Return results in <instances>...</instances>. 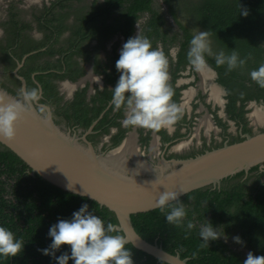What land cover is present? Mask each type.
<instances>
[{
    "label": "trees",
    "instance_id": "trees-1",
    "mask_svg": "<svg viewBox=\"0 0 264 264\" xmlns=\"http://www.w3.org/2000/svg\"><path fill=\"white\" fill-rule=\"evenodd\" d=\"M62 1L58 0L53 3L44 14H50L56 5L62 6ZM164 3L168 6L176 25L183 32L181 38H178L176 33L168 37L167 31L170 30L162 29L165 21L159 14V6L155 5V0H105L104 5L91 8L90 14L83 18V25L78 33H81L84 28L90 29L91 31H87L86 35L89 37L94 34L95 38H102L103 45L105 40L111 36L122 34L126 43L129 38H132L136 20L147 12L149 16L144 19L140 34L151 41L153 48H156L157 43H161L163 52L171 60L169 46L178 43L175 70L172 73L176 77L183 67L190 65L187 52L193 34L191 29L180 20V17L188 16L192 26L201 31H212L211 47L214 53L223 50L225 54H230L232 50H237L241 58L248 57L243 68H237L231 72L227 71L226 65L217 66L214 57L206 56V60L216 74L214 83L222 89V97L225 100L224 110L227 116L241 125L242 131L249 133L250 128H247L248 122L245 118L248 109H245V106L252 103L257 109L264 110V88H261L250 77L252 70L264 64V0H164ZM240 6L247 10V16L241 15ZM104 14L108 17L113 14L110 25H105L108 17L104 18ZM64 28L66 26L60 27V29ZM83 34L87 37L85 33ZM111 58L118 60L119 55L113 53ZM190 72L194 79L198 78L193 67ZM193 84L194 81L190 83V85ZM0 87L10 92L1 81ZM173 91V101L179 105L180 93L177 89ZM198 97L201 100L204 98L200 93ZM81 102L84 103V99ZM103 107L101 105L97 110L94 109L92 115L88 117L78 118L82 121L83 128L90 124ZM108 115L106 114L103 119H108L107 121L111 124L119 126V122L115 123L116 118ZM120 116L121 114L116 115L117 118ZM216 121L226 130L224 122L217 118ZM59 123L55 121V124ZM130 128L131 126L124 129L118 127L108 147L110 149L116 147ZM260 131H264V128L256 132ZM227 135L228 143L241 140L237 135ZM148 138V136H141L140 140L146 143ZM222 143L223 141L212 148L204 147L201 151L191 154L190 157L201 154L205 150L220 147ZM261 166L262 164L259 163L250 167L245 180H242V177L246 172L240 171L223 178L221 186L216 189L204 187L180 197V201L185 206L189 198L191 205L194 206L192 210L187 208L188 220L191 219L192 213L196 212L198 217L199 215L204 217L208 213L210 217L208 222L212 226L224 217H228L229 221L240 222L246 226L250 220L256 226H263L264 179L261 182L260 179L264 178V169L260 170ZM26 169L30 170L21 159L0 143V226L11 230L15 237L22 239L25 244L20 255L13 258L0 257V264H44L46 258H49V264H57L55 258L44 255L41 251L48 249L52 243L49 229L60 219L70 220L72 214L84 204H87L89 211L101 218L105 225L117 224L115 215L109 210L85 197L65 192L37 174L31 176L25 172ZM131 222L134 230L144 240L160 245L170 254L178 253L181 258H190L188 264H243L234 254H225L223 250H219L212 241H209L208 247H201L202 240L199 237L200 227L198 225L192 230H187L185 222L184 227L169 224L165 213L159 208L131 215ZM249 230L250 228L244 231L247 237L250 236ZM117 232L122 234L120 231ZM126 247L132 253L133 264H167L157 261L131 244H127ZM58 252L59 256L64 253L71 254L68 246H62Z\"/></svg>",
    "mask_w": 264,
    "mask_h": 264
},
{
    "label": "flooded vegetation",
    "instance_id": "flooded-vegetation-1",
    "mask_svg": "<svg viewBox=\"0 0 264 264\" xmlns=\"http://www.w3.org/2000/svg\"><path fill=\"white\" fill-rule=\"evenodd\" d=\"M57 1L0 0V81L14 98H17L21 88L38 87L41 90V103L49 109L54 124L55 121L60 122L55 125L61 131L74 136L80 143H83L84 136L97 152L107 151L110 149L108 146L111 144V137L118 131V127H127L123 124V110L117 111L109 103L113 95L111 89L115 88L120 77L116 69L117 60H113L111 56L113 53L120 54L125 40L122 34H115L106 39L103 45L102 38H95L94 34L89 37L86 35L90 29L82 28L83 31L78 33L83 25V18L90 14L91 8L104 5L105 0H63L62 6H54L50 14L45 15V10ZM155 5L159 6V14L165 21L162 29L170 30L167 31L168 37L176 33L181 38L183 32L173 20L164 0H155ZM106 16L104 14V18ZM148 16L144 12L136 20L132 37L141 33L144 19ZM112 20L113 14L106 19L105 25H110ZM96 24L100 25L99 22ZM63 26L66 28L60 29ZM157 45L163 49L161 43H157L156 47ZM177 49L178 43L172 44L168 49L172 58L169 60V83L173 90L177 89L180 93L179 105L183 109L181 119L174 126L160 130L131 126L124 135L125 137L128 132L135 131L141 159L151 165H158L162 159L171 161L189 158L204 147L212 148L221 141H228L227 134L242 138L244 134H252L264 128V124H259L257 114H249L257 110L252 103L245 106L248 109L245 118L247 128H250L249 133L242 131L241 125L227 116L222 89L214 83L216 74L209 64L208 69L203 72L193 68L197 79L191 74L190 65L183 67L174 77L172 73L175 70ZM192 81L194 84L190 85ZM199 93L204 96L203 100L198 97ZM83 99L84 103L81 102ZM101 105L104 106L103 109L83 128V123L78 118L92 115L93 110ZM198 107L199 111H196ZM200 111L206 113V118L202 123H197L196 116ZM106 114L115 117V123L119 122V126L111 124L108 119L104 120ZM119 114L121 116L117 118L116 115ZM216 118L226 124V130L219 126ZM87 130L90 133L86 134ZM154 134L156 140L153 139ZM141 136L149 137L146 143L141 142ZM105 145L106 149L103 150ZM263 169L264 166L260 168ZM25 172L30 174V170L26 169ZM247 173L242 180L246 179ZM221 181L222 179L214 188L209 186L210 189L220 187ZM186 207L189 210L194 208L190 198L187 199ZM197 214L193 212L189 219L195 225L200 227L209 221L208 213L204 217H198ZM228 219L224 217L213 226L215 229L222 228L223 236L212 243L225 254H234L240 259V263L246 260L248 252L264 256V225L256 226L250 220L246 226ZM189 220L187 218L185 224ZM249 228L250 236L247 237L244 231ZM234 237H240L243 243H236ZM59 254L58 251L55 252L56 257ZM182 259H186L188 264L190 258ZM49 263V258H46L44 264Z\"/></svg>",
    "mask_w": 264,
    "mask_h": 264
},
{
    "label": "clouds",
    "instance_id": "clouds-1",
    "mask_svg": "<svg viewBox=\"0 0 264 264\" xmlns=\"http://www.w3.org/2000/svg\"><path fill=\"white\" fill-rule=\"evenodd\" d=\"M240 9L241 15H248L242 6ZM211 36V30H195L190 40L187 59L196 71L208 69L206 56L214 57L217 66L226 65L228 72L246 65L248 57L241 58L237 50H232L230 54H225L223 50L214 53ZM116 69L120 77L115 88L111 89L113 95L109 103L115 110H123L124 125L160 130L174 126L181 119L183 109L173 101L174 91L169 83V59L159 45L153 48L151 41L138 32L123 44ZM250 77L264 88V64L252 70ZM26 117L41 119L45 123L51 119L49 109L41 103L38 87L21 88L11 103H5L0 96V138L14 140L18 126ZM181 193L164 191L157 202L159 210L165 213L167 223L176 227H184L188 215L187 207L179 199ZM194 227L193 220H189L186 229ZM221 229H215L208 221L200 225L201 247H208L209 241L220 239L223 236ZM49 236L51 245L41 251L44 255L53 256L57 264H69V260L74 264H133L125 236L119 234L112 223L105 225L101 218L89 211L87 204L74 212L70 220L60 219L51 226ZM233 239L238 244L243 243L240 237ZM24 245V241L17 239L11 230L0 226V257L20 255ZM62 246H68L71 254L56 257L55 252ZM243 264H264V256L248 252Z\"/></svg>",
    "mask_w": 264,
    "mask_h": 264
},
{
    "label": "water",
    "instance_id": "water-1",
    "mask_svg": "<svg viewBox=\"0 0 264 264\" xmlns=\"http://www.w3.org/2000/svg\"><path fill=\"white\" fill-rule=\"evenodd\" d=\"M0 96L5 103L16 99L1 88ZM136 136L135 131L128 132L116 147L97 152L84 136L80 143L61 131L52 118L45 123L26 117L18 126L16 138H0V143L29 167L31 175L37 174L61 190L85 197L112 212L117 220L116 230L134 248L160 262L187 264L186 259L139 236L131 215L158 209L159 195L164 191L182 192L180 198L196 189L214 188L221 179L247 172L256 164L264 166V131L244 134L238 142L225 141L220 147L194 157L162 159L158 165L141 159ZM153 139L156 140L155 134ZM129 142H133L134 153L125 150Z\"/></svg>",
    "mask_w": 264,
    "mask_h": 264
},
{
    "label": "rangeland",
    "instance_id": "rangeland-1",
    "mask_svg": "<svg viewBox=\"0 0 264 264\" xmlns=\"http://www.w3.org/2000/svg\"><path fill=\"white\" fill-rule=\"evenodd\" d=\"M171 19V18H170ZM180 20H181V22L185 25V26H187L188 28H190L191 29V33L194 35V31L195 30H200L199 28H197V27H194V26H192V23H191V21H190V18L188 17V16H184V17H180ZM201 31V30H200ZM212 41V40H211ZM199 109V107L198 108H196V111H199L198 110ZM254 112V113H253ZM253 112H251V113H249L250 115L251 114H257L258 115V117L260 118L259 119V121H258V119H256V121H258L259 122V124H264V110H259V109H257L256 111H253ZM206 114V113H205ZM205 114L202 112V111H200L199 112V114L196 116V120H197V123H198V121H200L201 123L203 122L202 120H204V117L206 118V116H205ZM262 116V117H261ZM207 128V127H206Z\"/></svg>",
    "mask_w": 264,
    "mask_h": 264
},
{
    "label": "bare ground",
    "instance_id": "bare-ground-1",
    "mask_svg": "<svg viewBox=\"0 0 264 264\" xmlns=\"http://www.w3.org/2000/svg\"><path fill=\"white\" fill-rule=\"evenodd\" d=\"M203 72V71H202ZM262 117V116H261ZM133 142H129L128 145H126L125 150L130 152V153H134V145L132 144ZM124 153V152H123ZM121 156V155H120ZM137 163V161H136Z\"/></svg>",
    "mask_w": 264,
    "mask_h": 264
}]
</instances>
